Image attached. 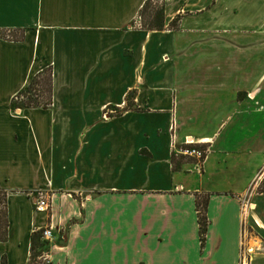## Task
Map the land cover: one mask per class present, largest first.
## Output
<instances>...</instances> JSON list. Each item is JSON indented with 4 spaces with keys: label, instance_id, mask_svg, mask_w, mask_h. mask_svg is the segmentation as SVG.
<instances>
[{
    "label": "crops",
    "instance_id": "crops-1",
    "mask_svg": "<svg viewBox=\"0 0 264 264\" xmlns=\"http://www.w3.org/2000/svg\"><path fill=\"white\" fill-rule=\"evenodd\" d=\"M146 1L0 0V264L43 229L49 264H264V0H159L151 31Z\"/></svg>",
    "mask_w": 264,
    "mask_h": 264
},
{
    "label": "trees",
    "instance_id": "trees-1",
    "mask_svg": "<svg viewBox=\"0 0 264 264\" xmlns=\"http://www.w3.org/2000/svg\"><path fill=\"white\" fill-rule=\"evenodd\" d=\"M159 0H147L140 11V18L142 23V28L144 30H164L165 29V17H164V3L157 5ZM176 21V20H175ZM171 26H175L171 24ZM14 39H21V37H13ZM18 97L24 96L25 101L19 103L14 102V106L17 107H43L52 104L53 92H52V68L45 69L35 76L29 87L20 92ZM188 159L183 155L176 156L173 155L172 163L174 169H178L181 160ZM193 160V159H192ZM6 199L7 192L0 189V240H6L7 238V228L8 221L6 219ZM197 209H198V220L200 227V235L204 240L209 221L206 216V207L208 200L205 198H197ZM43 230L34 231L31 237V264H42L41 260L46 247L48 245L47 241L42 240ZM49 264V263H48Z\"/></svg>",
    "mask_w": 264,
    "mask_h": 264
},
{
    "label": "built area",
    "instance_id": "built-area-1",
    "mask_svg": "<svg viewBox=\"0 0 264 264\" xmlns=\"http://www.w3.org/2000/svg\"><path fill=\"white\" fill-rule=\"evenodd\" d=\"M25 100L26 98L24 96L22 97L16 96L14 101L22 103ZM113 113H116V111H114ZM186 144L191 145L192 143L188 141ZM208 151H209L208 148L190 146L186 148L185 151H183L182 153L187 157L193 158L197 162L198 167H201ZM37 195H38V199L36 202V209L39 211H47L50 205L48 201L47 192L40 190L38 191ZM51 238H52L51 230L44 229L43 234H42V239L44 241H49L51 240Z\"/></svg>",
    "mask_w": 264,
    "mask_h": 264
},
{
    "label": "rangeland",
    "instance_id": "rangeland-1",
    "mask_svg": "<svg viewBox=\"0 0 264 264\" xmlns=\"http://www.w3.org/2000/svg\"><path fill=\"white\" fill-rule=\"evenodd\" d=\"M162 4V1H159L157 3V5H161ZM0 209L2 210V206L0 207ZM38 261H41L42 264H48L49 262V259H48V256L44 255L41 260H38Z\"/></svg>",
    "mask_w": 264,
    "mask_h": 264
},
{
    "label": "bare ground",
    "instance_id": "bare-ground-1",
    "mask_svg": "<svg viewBox=\"0 0 264 264\" xmlns=\"http://www.w3.org/2000/svg\"><path fill=\"white\" fill-rule=\"evenodd\" d=\"M189 142H191V143H192V142H193V139H192V138H191V139H189Z\"/></svg>",
    "mask_w": 264,
    "mask_h": 264
}]
</instances>
